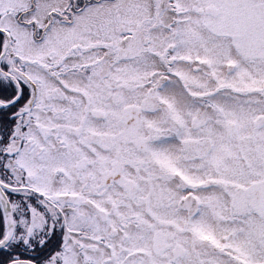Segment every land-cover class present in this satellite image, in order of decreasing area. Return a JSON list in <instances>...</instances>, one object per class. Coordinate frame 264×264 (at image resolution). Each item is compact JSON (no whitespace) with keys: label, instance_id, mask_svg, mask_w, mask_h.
Returning <instances> with one entry per match:
<instances>
[{"label":"snow or ice","instance_id":"obj_1","mask_svg":"<svg viewBox=\"0 0 264 264\" xmlns=\"http://www.w3.org/2000/svg\"><path fill=\"white\" fill-rule=\"evenodd\" d=\"M0 264H264V0H0Z\"/></svg>","mask_w":264,"mask_h":264}]
</instances>
